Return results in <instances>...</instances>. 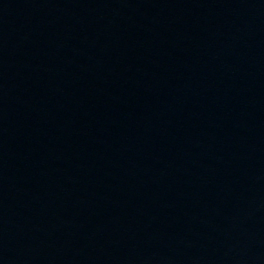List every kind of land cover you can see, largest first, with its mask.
<instances>
[{
    "label": "water",
    "instance_id": "1",
    "mask_svg": "<svg viewBox=\"0 0 264 264\" xmlns=\"http://www.w3.org/2000/svg\"><path fill=\"white\" fill-rule=\"evenodd\" d=\"M0 264H264V0H0Z\"/></svg>",
    "mask_w": 264,
    "mask_h": 264
}]
</instances>
